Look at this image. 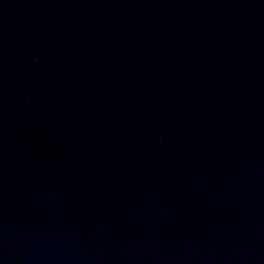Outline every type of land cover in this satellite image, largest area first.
Listing matches in <instances>:
<instances>
[{"label": "water", "instance_id": "95a60500", "mask_svg": "<svg viewBox=\"0 0 264 264\" xmlns=\"http://www.w3.org/2000/svg\"><path fill=\"white\" fill-rule=\"evenodd\" d=\"M0 264H264V0H0Z\"/></svg>", "mask_w": 264, "mask_h": 264}]
</instances>
